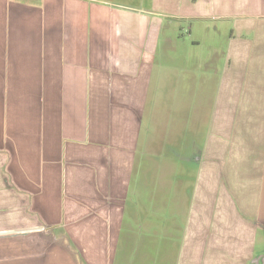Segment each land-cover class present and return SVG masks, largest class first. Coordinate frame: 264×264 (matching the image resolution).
Returning a JSON list of instances; mask_svg holds the SVG:
<instances>
[{
	"label": "crops",
	"instance_id": "0c3cea01",
	"mask_svg": "<svg viewBox=\"0 0 264 264\" xmlns=\"http://www.w3.org/2000/svg\"><path fill=\"white\" fill-rule=\"evenodd\" d=\"M175 180L163 263L264 258V0H0V264H136Z\"/></svg>",
	"mask_w": 264,
	"mask_h": 264
},
{
	"label": "rangeland",
	"instance_id": "374dc122",
	"mask_svg": "<svg viewBox=\"0 0 264 264\" xmlns=\"http://www.w3.org/2000/svg\"><path fill=\"white\" fill-rule=\"evenodd\" d=\"M184 28L186 30V33H183L184 39H189L196 37L194 34L191 35L187 33L188 25H184ZM177 33V31H176ZM199 38V37H198ZM200 39V38H199ZM215 40V39H214ZM208 42L201 40L202 47L200 48L201 51L203 49H206ZM174 48V47H173ZM200 53V50L198 54ZM175 55L176 52H172L169 54L170 57L172 55ZM175 56H173L174 59ZM220 59V54H219ZM172 66V61L169 62V67ZM170 81V80H169ZM169 84L173 85L169 82ZM169 91H170V85H169ZM179 181L175 180L174 182L169 181L168 185V192H167V201L169 204V210L165 209L163 211V206L160 207L158 203L163 199V196H160L159 193H157L156 190H153V193L150 197H145L144 199H141L142 202L145 203L147 207H149V212L146 213V228L145 224L141 223L134 229V237L141 238V235H146V241L145 243H135L134 249H132L133 254L135 255L136 259H134V263L136 264H172L170 261L164 260L165 263H163V258L166 254L169 256L172 251L175 250V246H179V239L180 234L179 230L181 227L185 225L187 214H188V201H184L183 205L177 204V201H180V197L177 195L176 186ZM173 223L175 227V231L173 232V239L174 244L169 243L166 237H169L171 234L170 228L171 224ZM177 229V231H176ZM12 241L8 244L9 247L15 249L16 244L15 240H9ZM138 241H140L138 239ZM167 241V242H166ZM0 243H2V240H0ZM263 247V246H262ZM134 257V258H135ZM61 258L59 255L54 253L52 257L51 264H60ZM69 264V263H67Z\"/></svg>",
	"mask_w": 264,
	"mask_h": 264
},
{
	"label": "water",
	"instance_id": "95a60500",
	"mask_svg": "<svg viewBox=\"0 0 264 264\" xmlns=\"http://www.w3.org/2000/svg\"><path fill=\"white\" fill-rule=\"evenodd\" d=\"M25 234H27V231H12V232L0 233V236H7V235L17 236V235H25ZM259 262H261V264H264V258H257L252 264H259Z\"/></svg>",
	"mask_w": 264,
	"mask_h": 264
}]
</instances>
